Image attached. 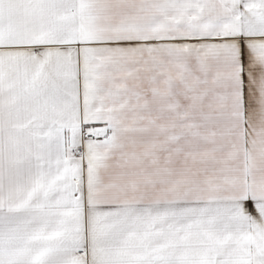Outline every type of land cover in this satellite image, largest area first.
I'll list each match as a JSON object with an SVG mask.
<instances>
[{
    "label": "snow or ice",
    "instance_id": "snow-or-ice-1",
    "mask_svg": "<svg viewBox=\"0 0 264 264\" xmlns=\"http://www.w3.org/2000/svg\"><path fill=\"white\" fill-rule=\"evenodd\" d=\"M0 264H264V0H0Z\"/></svg>",
    "mask_w": 264,
    "mask_h": 264
}]
</instances>
